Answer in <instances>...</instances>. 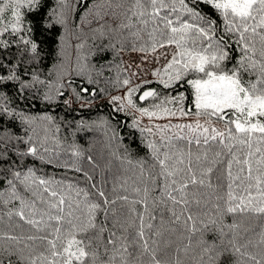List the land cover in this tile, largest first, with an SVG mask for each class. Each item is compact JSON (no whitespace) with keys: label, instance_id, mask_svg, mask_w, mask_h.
<instances>
[{"label":"trees","instance_id":"16d2710c","mask_svg":"<svg viewBox=\"0 0 264 264\" xmlns=\"http://www.w3.org/2000/svg\"><path fill=\"white\" fill-rule=\"evenodd\" d=\"M248 6L0 0V231L34 244L0 264H264V113L229 108L222 138L189 142L106 99L155 111L183 92L213 119L190 102L209 73L264 98V0ZM169 44L187 71L133 85L124 57Z\"/></svg>","mask_w":264,"mask_h":264},{"label":"rangeland","instance_id":"374dc122","mask_svg":"<svg viewBox=\"0 0 264 264\" xmlns=\"http://www.w3.org/2000/svg\"><path fill=\"white\" fill-rule=\"evenodd\" d=\"M214 1L238 13H245L250 3V0ZM124 66L133 85L146 80L164 78L167 74H164L163 77L160 73L159 75L155 73V69L159 67L164 69L178 67L187 71V67L185 68L174 44L157 48L144 55L127 54L124 57ZM189 86L191 88L190 102L193 109L199 112L205 108L215 114L213 119L207 116L184 113V103L187 96L183 92L168 96L162 108L155 111L133 105L129 92L124 94L123 91H120L106 99L113 110L118 113H130L139 124L147 127L154 136L160 138L182 137L189 142H205L222 138L225 128L223 123L218 121L217 113L229 108H234L236 112L243 114L246 118L253 117L257 113H264V98H249L232 78L209 73L202 80H191ZM238 119H234V124L239 121ZM261 127L264 125L257 128L261 129ZM31 242L32 240H27L25 243L19 242L15 237L0 231V249L5 253L24 252L26 249L34 247Z\"/></svg>","mask_w":264,"mask_h":264},{"label":"water","instance_id":"95a60500","mask_svg":"<svg viewBox=\"0 0 264 264\" xmlns=\"http://www.w3.org/2000/svg\"><path fill=\"white\" fill-rule=\"evenodd\" d=\"M152 94V91H145L143 93H141L139 96H138V99L140 102H142L143 100H145L146 98L150 97Z\"/></svg>","mask_w":264,"mask_h":264},{"label":"flooded vegetation","instance_id":"af4514ba","mask_svg":"<svg viewBox=\"0 0 264 264\" xmlns=\"http://www.w3.org/2000/svg\"><path fill=\"white\" fill-rule=\"evenodd\" d=\"M145 91H148V89H144V90H142V91L140 92V94L143 93V92H145Z\"/></svg>","mask_w":264,"mask_h":264}]
</instances>
